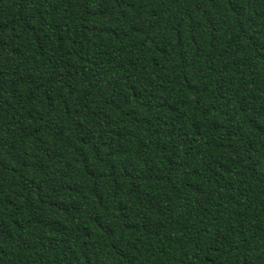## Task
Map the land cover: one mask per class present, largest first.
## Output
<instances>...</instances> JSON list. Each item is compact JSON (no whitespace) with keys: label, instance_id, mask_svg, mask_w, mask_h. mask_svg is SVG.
I'll return each mask as SVG.
<instances>
[{"label":"trees","instance_id":"trees-1","mask_svg":"<svg viewBox=\"0 0 264 264\" xmlns=\"http://www.w3.org/2000/svg\"><path fill=\"white\" fill-rule=\"evenodd\" d=\"M0 264H264V0H0Z\"/></svg>","mask_w":264,"mask_h":264}]
</instances>
